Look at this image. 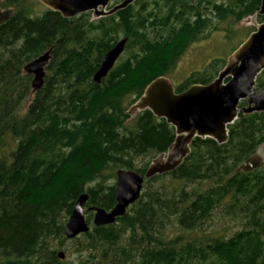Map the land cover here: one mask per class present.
<instances>
[{"label": "trees", "instance_id": "1", "mask_svg": "<svg viewBox=\"0 0 264 264\" xmlns=\"http://www.w3.org/2000/svg\"><path fill=\"white\" fill-rule=\"evenodd\" d=\"M259 5L134 0L108 16L63 18L36 0H0L15 11L0 24V264H264V166L236 170L264 140V112H239L223 144L193 138L181 164L144 179L113 223L93 226L86 210H110L116 171L143 173L174 139L148 110L128 113L147 84L172 77L190 46L219 35L222 55L174 89L209 83L254 31L238 24L264 22ZM121 39L122 53L93 82ZM49 48L43 84L31 93L22 67ZM263 86L264 69L255 79ZM81 194L89 229L67 240L64 224Z\"/></svg>", "mask_w": 264, "mask_h": 264}, {"label": "water", "instance_id": "2", "mask_svg": "<svg viewBox=\"0 0 264 264\" xmlns=\"http://www.w3.org/2000/svg\"><path fill=\"white\" fill-rule=\"evenodd\" d=\"M46 9L57 12L63 18H72L85 12H92L93 18L104 17L125 8L134 0H122L109 10L113 0H36ZM13 9H0V24L14 15ZM255 15H264V0H260ZM125 39L119 40L101 58L99 68L92 76L98 83L111 69L123 51ZM51 48L29 61L22 72L31 76V93L43 84L44 68L49 60ZM264 69V22L255 23L254 31L226 58L224 66L216 77L207 84H192L176 92L170 80L157 77L144 88L141 96L129 108L132 116L138 111L148 110L154 117L163 119L173 128L174 139L164 153L157 155L143 173L117 170L115 173V204L105 211L89 207L93 226L111 224L121 217L126 208L140 195L144 179L174 170L189 153L193 138H209L217 144L227 140V126L232 124L239 112L238 104L244 101L243 114L264 112V86L255 88V79ZM264 166V140L237 167V171L250 172ZM85 194L77 197L67 218L63 236L73 239L89 229L84 219ZM64 259L61 251L57 252Z\"/></svg>", "mask_w": 264, "mask_h": 264}, {"label": "rangeland", "instance_id": "3", "mask_svg": "<svg viewBox=\"0 0 264 264\" xmlns=\"http://www.w3.org/2000/svg\"><path fill=\"white\" fill-rule=\"evenodd\" d=\"M42 7L39 6L38 10H43ZM105 10H107V8H105ZM255 23V17L251 16L241 21L238 26L251 30L252 28H255ZM220 40L221 37L219 35H216L211 36L210 38L205 39L198 44H193L192 46H190L179 59L172 77L170 76L168 78L173 87H176L179 83H181L182 80L192 71L201 70L211 58L215 56H221L222 52L225 51V47H223L222 49L220 48L217 51L218 53L215 51V47L217 45L219 46V43H221ZM215 228L216 226L214 224L209 228L208 231H212Z\"/></svg>", "mask_w": 264, "mask_h": 264}, {"label": "flooded vegetation", "instance_id": "4", "mask_svg": "<svg viewBox=\"0 0 264 264\" xmlns=\"http://www.w3.org/2000/svg\"><path fill=\"white\" fill-rule=\"evenodd\" d=\"M122 0H113V1H111L108 5H107V10H109V9H111L113 6H115V5H117L118 3H120ZM116 2V3H115ZM7 9H10V8H7ZM1 10H3V9H1ZM89 13H91V16H92V12H89ZM93 17V16H92ZM260 88H262V87H260ZM257 89V88H256ZM259 89V88H258ZM239 106H238V109H239V112H241V108H244V107H246V104H245V102L244 101H240L239 102ZM238 112V113H239ZM242 113V112H241ZM253 113V112H252ZM243 114V113H242ZM238 115V114H237Z\"/></svg>", "mask_w": 264, "mask_h": 264}]
</instances>
